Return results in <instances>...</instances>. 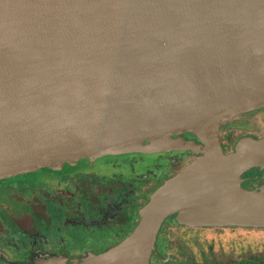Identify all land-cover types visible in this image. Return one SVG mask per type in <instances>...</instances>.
<instances>
[{
  "label": "water",
  "instance_id": "95a60500",
  "mask_svg": "<svg viewBox=\"0 0 264 264\" xmlns=\"http://www.w3.org/2000/svg\"><path fill=\"white\" fill-rule=\"evenodd\" d=\"M264 107V0H0V180L191 133L118 245L74 264H150L163 222L264 229V136L220 127ZM18 264V263H10Z\"/></svg>",
  "mask_w": 264,
  "mask_h": 264
},
{
  "label": "flooded vegetation",
  "instance_id": "af4514ba",
  "mask_svg": "<svg viewBox=\"0 0 264 264\" xmlns=\"http://www.w3.org/2000/svg\"><path fill=\"white\" fill-rule=\"evenodd\" d=\"M242 115L219 129L225 154L243 137L264 136L252 131L236 139L231 127ZM188 142L199 139L191 133L172 136L156 143V152L148 146L0 180V264H74L118 245L137 225L150 196L200 157L181 147ZM241 178L240 186L253 190L264 183V168L253 167ZM177 216L163 222L150 264H264V248L241 249L238 236L209 242L208 229L220 235L236 227L188 225Z\"/></svg>",
  "mask_w": 264,
  "mask_h": 264
},
{
  "label": "rangeland",
  "instance_id": "374dc122",
  "mask_svg": "<svg viewBox=\"0 0 264 264\" xmlns=\"http://www.w3.org/2000/svg\"><path fill=\"white\" fill-rule=\"evenodd\" d=\"M233 129L234 134L236 135V139L238 138L239 134L240 136L242 134H246L247 132H262L264 131V110L261 111H252L249 113H246L242 115V117L236 121L235 124L231 127ZM234 135V136H235ZM253 139H256L254 137H251ZM144 152L145 145H142L141 147H135L128 151H120L117 153L112 154H124V153H130V152ZM156 152V151H152ZM141 212L137 214V217H140ZM137 218V219H138ZM216 230H209L208 229V236H209V242H213L214 244L218 243H224L229 240V236H238L241 249H247L252 248L254 249H262L264 248V229H256V228H241L236 227L231 231L224 230L221 231V234L215 233ZM227 240V241H226ZM237 243V240H236Z\"/></svg>",
  "mask_w": 264,
  "mask_h": 264
}]
</instances>
